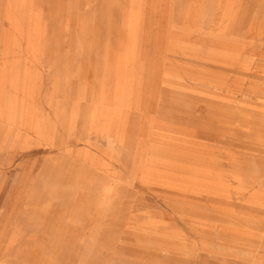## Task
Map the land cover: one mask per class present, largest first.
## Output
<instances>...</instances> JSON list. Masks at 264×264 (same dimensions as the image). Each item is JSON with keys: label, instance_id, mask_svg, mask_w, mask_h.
I'll use <instances>...</instances> for the list:
<instances>
[{"label": "rangeland", "instance_id": "1", "mask_svg": "<svg viewBox=\"0 0 264 264\" xmlns=\"http://www.w3.org/2000/svg\"><path fill=\"white\" fill-rule=\"evenodd\" d=\"M0 264H264V0H0Z\"/></svg>", "mask_w": 264, "mask_h": 264}]
</instances>
